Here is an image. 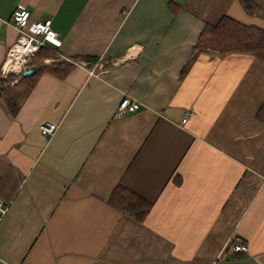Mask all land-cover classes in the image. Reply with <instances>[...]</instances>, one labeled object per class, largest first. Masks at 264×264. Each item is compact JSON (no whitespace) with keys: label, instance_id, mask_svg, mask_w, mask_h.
I'll use <instances>...</instances> for the list:
<instances>
[{"label":"crops","instance_id":"crops-1","mask_svg":"<svg viewBox=\"0 0 264 264\" xmlns=\"http://www.w3.org/2000/svg\"><path fill=\"white\" fill-rule=\"evenodd\" d=\"M18 9L52 19L58 53L119 63L14 74L0 96V264H264V60L196 47L225 16L264 30V0H0V69Z\"/></svg>","mask_w":264,"mask_h":264},{"label":"trees","instance_id":"trees-1","mask_svg":"<svg viewBox=\"0 0 264 264\" xmlns=\"http://www.w3.org/2000/svg\"><path fill=\"white\" fill-rule=\"evenodd\" d=\"M199 49L217 50L221 55L232 53L251 54L264 60V30L258 26L246 25L233 18L223 17L217 24H208L203 29L197 45ZM40 58L57 57V53L43 48L37 53ZM95 60L92 59L91 63ZM74 66L65 61L56 59L51 63L42 64L38 70H34L29 76L22 75L23 79L29 80L35 85L43 72H50L54 75L64 77ZM14 73L4 77L0 73V96L4 97L10 87L16 82L11 80ZM114 207L123 212L129 213L138 220H143L151 209V203L124 187L117 186L110 198Z\"/></svg>","mask_w":264,"mask_h":264},{"label":"built area","instance_id":"built-area-1","mask_svg":"<svg viewBox=\"0 0 264 264\" xmlns=\"http://www.w3.org/2000/svg\"><path fill=\"white\" fill-rule=\"evenodd\" d=\"M30 17L31 12L27 9H18L12 14V23L18 32V37L10 46L5 61L1 66L0 73L2 76L7 77L11 73L23 75L24 71L29 68V63L33 57L43 48L57 53L58 56L56 58H51L52 60L64 59L73 66L85 68L88 75L94 77H101L119 63L116 61L110 66L103 60H99L94 64H90L89 61L72 59L58 53V48L62 45V38L58 31L54 29L52 19L43 18L31 21ZM139 107V101L130 96H125L120 101L118 112L121 113L125 110L134 112L138 110ZM186 120L187 118H184V121ZM57 128L58 125L51 122L40 126L42 133L46 135H53ZM6 212L7 208L3 206L0 200V216L3 217ZM233 248L236 252L248 251V246L243 241L234 243ZM0 260L6 263L3 259L0 258Z\"/></svg>","mask_w":264,"mask_h":264},{"label":"water","instance_id":"water-1","mask_svg":"<svg viewBox=\"0 0 264 264\" xmlns=\"http://www.w3.org/2000/svg\"><path fill=\"white\" fill-rule=\"evenodd\" d=\"M33 70L32 69H26L25 71H24V73H23V75H25V76H29V75H31V74H33Z\"/></svg>","mask_w":264,"mask_h":264},{"label":"rangeland","instance_id":"rangeland-1","mask_svg":"<svg viewBox=\"0 0 264 264\" xmlns=\"http://www.w3.org/2000/svg\"><path fill=\"white\" fill-rule=\"evenodd\" d=\"M34 57H35V58H40L38 55H35ZM55 58H56V57H55Z\"/></svg>","mask_w":264,"mask_h":264}]
</instances>
